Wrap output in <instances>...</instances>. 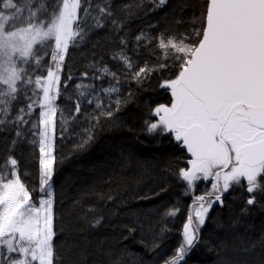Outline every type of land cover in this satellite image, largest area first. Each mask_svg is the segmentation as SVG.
I'll use <instances>...</instances> for the list:
<instances>
[{
  "label": "trees",
  "instance_id": "16d2710c",
  "mask_svg": "<svg viewBox=\"0 0 264 264\" xmlns=\"http://www.w3.org/2000/svg\"><path fill=\"white\" fill-rule=\"evenodd\" d=\"M12 2L23 9V17L31 10L39 19H47L60 0ZM97 4L112 13L106 20L101 16L104 26L100 28L93 19L100 15ZM207 4L208 0H166L163 5L159 0H81L79 23L87 34L69 45L55 103L54 264H166L182 245L183 226L194 197L202 194L207 180L196 181L189 190L179 170L190 167L191 154L172 134L147 131L145 121L158 119L152 110L160 104L170 105V91L160 85L175 78L180 62L171 50L164 59L155 40L149 43L136 37L142 33L177 40L188 36L186 43L195 44L198 38L193 33L203 27ZM0 10H4L2 0ZM121 48L134 61L133 69L113 59ZM47 51L48 55L41 54L39 66L29 62L33 79L46 75L45 69L53 66L51 49ZM145 63L157 71L138 83L132 73ZM161 64L165 67L159 68ZM104 66L119 78L120 92L111 97L100 89L115 83L112 78L93 79ZM80 84L95 88L77 89ZM81 91L85 96L79 95ZM118 96L127 98V103L111 118L102 115L115 107L111 102ZM38 97L42 91L34 84L26 85L18 91L8 115H0L5 121L0 124V163L17 160L16 170L35 201L42 195L35 191L39 188L42 109L34 105L24 124L14 118L20 108L27 112L26 106ZM98 100L100 108L96 107ZM77 101L79 113L75 112ZM253 195L256 203L247 205L249 194L244 188L230 187L222 197L223 205L213 204L199 227L197 242L180 264H264V191ZM177 209L174 216L166 215ZM99 217H103L101 223L93 226ZM0 251L6 252V247Z\"/></svg>",
  "mask_w": 264,
  "mask_h": 264
},
{
  "label": "snow or ice",
  "instance_id": "6c2138e0",
  "mask_svg": "<svg viewBox=\"0 0 264 264\" xmlns=\"http://www.w3.org/2000/svg\"><path fill=\"white\" fill-rule=\"evenodd\" d=\"M2 2L4 9L12 11L6 14L0 10V115H8L21 88L34 84L42 91V97L28 104L27 112L20 108L14 121L27 123L24 117L36 105L43 109L39 117L44 130L39 134V188L35 189L42 196L35 202L16 170L17 160L10 158L0 163V247L6 246V252L0 251V264H54L56 232L50 182L55 163V103L60 95V73L69 44L87 34L79 23L81 0H60L48 12L47 19H39L31 10L23 17V9L12 0ZM165 3L166 0H159L160 5ZM40 8L44 9L45 5L41 3ZM96 10L100 15L93 18L94 26L100 28L104 26L101 16L106 20L112 13L100 4ZM84 15H90L87 8ZM193 35L198 38L195 44L186 43L188 36L177 40L171 36L165 39L163 34L149 38L142 33L136 37L137 41L143 39L149 43L155 40L164 59H168L171 50L180 62L175 78L164 80L160 85L170 91V105L160 104L152 110L158 119L145 121L147 131L172 134L191 154L187 162L190 167L179 170V177L187 182L189 190L194 189L196 181L213 180L211 191L194 197L191 213L183 226V243L166 264H180L197 242L199 227L204 225L213 204L223 205V194L230 187L244 188L249 194L247 205L256 203L253 194L257 190L264 191V0H208L203 27ZM47 49H51L54 67L46 68V75L33 79L29 75L32 67L29 62L39 66L43 55L49 54ZM113 59L122 62L128 70L134 67V61L123 48ZM154 71L157 67L145 63L132 73V78L140 83ZM98 72L100 76L93 79L107 75L115 82L100 91L109 97L118 94L116 72L107 66ZM76 87L95 88L83 84ZM79 95L83 97L85 92ZM111 103L115 107L101 113L109 118L127 103V98L118 96ZM96 107H101L99 100ZM75 112H80L79 101ZM3 123L0 119V124ZM176 211L166 215L174 216ZM102 219L96 218L93 226L99 225Z\"/></svg>",
  "mask_w": 264,
  "mask_h": 264
},
{
  "label": "rangeland",
  "instance_id": "374dc122",
  "mask_svg": "<svg viewBox=\"0 0 264 264\" xmlns=\"http://www.w3.org/2000/svg\"><path fill=\"white\" fill-rule=\"evenodd\" d=\"M7 9H4L3 11H6ZM71 43V42H70ZM70 45V44H69ZM54 67V63H53V66ZM43 110V109H42ZM55 119V118H54ZM44 130V126L40 123V131L38 133V140H40V132ZM55 146V133H54V138H53V147ZM54 154V153H53ZM54 175V174H53ZM51 191L53 193V198H54V182H53V177H52V180H51ZM42 196V195H41ZM33 200V199H32ZM35 202V200H33ZM54 201V200H53ZM53 208H54V203H53ZM6 247V246H4ZM16 255V254H15ZM14 255V256H15Z\"/></svg>",
  "mask_w": 264,
  "mask_h": 264
},
{
  "label": "flooded vegetation",
  "instance_id": "af4514ba",
  "mask_svg": "<svg viewBox=\"0 0 264 264\" xmlns=\"http://www.w3.org/2000/svg\"><path fill=\"white\" fill-rule=\"evenodd\" d=\"M208 180L209 179H207V181H206V184H207L206 187H203L201 190V193H202L201 195H204L207 190H209V189L211 190V184H212L213 180H211L210 182H208Z\"/></svg>",
  "mask_w": 264,
  "mask_h": 264
},
{
  "label": "water",
  "instance_id": "95a60500",
  "mask_svg": "<svg viewBox=\"0 0 264 264\" xmlns=\"http://www.w3.org/2000/svg\"><path fill=\"white\" fill-rule=\"evenodd\" d=\"M212 180V178H210L209 180H208V182H210ZM187 223V222H186Z\"/></svg>",
  "mask_w": 264,
  "mask_h": 264
}]
</instances>
